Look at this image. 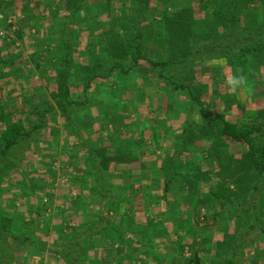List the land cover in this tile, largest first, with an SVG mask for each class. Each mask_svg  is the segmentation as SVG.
I'll use <instances>...</instances> for the list:
<instances>
[{
	"label": "rangeland",
	"instance_id": "374dc122",
	"mask_svg": "<svg viewBox=\"0 0 264 264\" xmlns=\"http://www.w3.org/2000/svg\"><path fill=\"white\" fill-rule=\"evenodd\" d=\"M66 1L17 0L6 4V12L0 9L2 58L13 53L12 56L16 59L11 64L6 62L7 69L12 71L0 81V102L7 107L13 104L15 117L21 118L27 128L38 123L32 112L33 106L55 107L34 141H23L26 151L21 159L20 151L15 149L1 160L0 205L10 213L25 211L24 217H20V226L16 227L20 229L17 232H22L23 237L30 236L36 240L40 231H46V252L49 254L50 248L56 250L57 245L59 250L69 251L70 256L80 253L84 257L85 253L80 249L88 245L96 246L90 252L93 257L91 264H157L153 253H159V258L166 260L164 264H188L187 260L194 250L199 255L202 252L200 264H227L229 259L234 264H264V185L257 190L247 180L250 173L240 167L239 161L244 150L242 147L226 144L217 149L214 138L210 134H204L202 131L206 130L201 128L205 122L203 113H223L239 126L252 124L259 119L264 109V69L259 85L250 82L238 90L229 89L225 83L226 76L236 72L230 70L226 57L234 51L227 47L229 52L225 57L219 49H211L219 42L217 40L224 39L226 31L216 34L212 22L218 23L217 15L214 12H202L198 0H189L194 6L196 19L206 23L212 33L205 31L203 36L190 37L192 46L197 50L195 59H186L190 63V69L181 66L180 62L170 64L165 69V74L171 79L175 77L172 80L177 82H190L193 79L191 83L195 86V91L201 92L205 102V109L201 110L187 92L175 91L173 86L166 84V80L161 81V77H158L160 66L148 61L169 58L171 22L166 21L165 15L173 14L176 9L187 5V0H176L167 6L162 0H148L144 5L137 1L131 3L130 0H110L108 3L107 0H88L86 8L83 7L79 12V18L82 17L77 22L79 41L69 47L70 51L74 50L71 53L75 60L85 61L87 67H96V64L102 63L97 65L96 70L107 71L114 66L113 58L107 52V56L103 54L104 51L99 48L105 43L104 40L114 38L117 42L114 36L116 33L138 43L142 55L150 58L143 56L138 60L134 71L128 74L133 84L129 82L123 89L120 84L125 85L124 80L121 81L116 75L118 68L113 69L108 79L98 77L95 80L97 84L89 91L91 100L68 105L72 121V127H68V131L63 126L67 113L57 104V79L60 78L58 71L65 64L62 53L66 46L64 24L69 9ZM96 1L103 2L102 7L100 11L92 12L91 7L94 5L91 3ZM44 3H49V8L41 11ZM50 11H56L64 19L58 18V24H52L54 21ZM39 12L44 16H36ZM32 15H35L34 19L30 18ZM34 21L37 22L34 24ZM48 21L52 27L46 34L44 27L48 25L44 23ZM9 23L11 25L8 28ZM18 27L23 30V38H18ZM39 27H43L42 30ZM233 29L234 34L238 35L243 27L236 25ZM253 35L256 36L255 33ZM27 37L33 42V55L27 51ZM55 45L60 49L57 53L61 59L60 64L55 61L56 58L47 62L49 57L46 53L55 51ZM94 48V55L88 54ZM126 53L127 57L119 60L120 66L126 61L134 63L130 45L127 46ZM80 67L81 63L77 70L73 69L72 95L69 99L84 98ZM216 67L221 69L217 72L219 75L214 71ZM7 79H11L14 86L9 85ZM89 123L92 124L89 125L90 129L88 125L84 128ZM57 128L58 134L53 133ZM200 131L196 140L191 138L186 150L178 154L179 149L175 150V147L178 142L180 144L185 141L182 137L187 139L189 134ZM110 135H114V140L117 141L121 137L140 142L135 146H140L137 151L139 160L132 169L136 172L137 179L143 173L158 179L154 182L149 179L144 180L145 182L137 180L145 189L137 192L134 199L131 190L123 187L122 183L127 180L123 182L120 176L124 170L130 169L131 164L116 166L113 189L105 197L99 196L102 185L100 180L97 181L96 175L86 174L90 170L88 146L102 147L109 142ZM261 141L262 138L260 143ZM168 151L174 157L177 154L180 156L181 164L184 165V168H179L181 173H189L182 185L170 186V201L175 205L172 208L166 207L164 199L160 198L164 184L160 173L163 171L161 162ZM22 175L27 179L34 178L39 187L34 190L24 189L19 181ZM131 178L132 175H129L127 183ZM106 181H109L108 178ZM30 182L29 179L26 180L27 186ZM89 185H94L93 192L88 190ZM226 187L230 189L226 197L222 194L215 195ZM119 191L126 194L125 198L118 196ZM26 192L31 196L26 195ZM146 196L152 201H146ZM13 199L16 200L15 205H10ZM108 199L111 207L106 203ZM113 200L114 205L111 204ZM115 202H118V206ZM39 205H42V214L36 212ZM82 205L85 206L84 210ZM250 213L257 216L256 219L251 218ZM164 215L170 218L163 219ZM130 220L140 225V231L143 232L144 229L145 234L135 235L126 225ZM151 222L154 229L152 232L148 231ZM188 224L193 226L190 230L184 227ZM60 225L67 228L65 235H60ZM76 227L78 228L75 229ZM157 229L161 230V236H152ZM99 231L102 233L99 234ZM91 233L92 238L87 239ZM159 241L161 243L158 245ZM29 243L9 251L10 264H45L48 257L51 264H58L51 260V257L56 259L55 255L46 254L42 256V261L38 256H30L35 247ZM179 243L185 244L181 254L177 252ZM104 244L107 247L105 249L102 248ZM234 244L237 245L235 250L232 248ZM98 247L101 248L96 250ZM11 252L14 254L13 258L10 256ZM101 256L105 258L103 262ZM171 257L176 258V262Z\"/></svg>",
	"mask_w": 264,
	"mask_h": 264
},
{
	"label": "trees",
	"instance_id": "16d2710c",
	"mask_svg": "<svg viewBox=\"0 0 264 264\" xmlns=\"http://www.w3.org/2000/svg\"><path fill=\"white\" fill-rule=\"evenodd\" d=\"M14 3L17 0H0V9L3 12H6L5 9H7L6 4H10L11 2ZM88 0H67L66 4L68 9L66 18H65V27H64V33H65V39H66V46L63 49V61H64V68L58 71V74L60 75V78L58 77V82H57V91H58V106L63 107V111L67 114L66 115V122L63 124V126L68 129V127H72V121L70 119V113L68 111V105L72 103H87L91 98L90 96V90L95 87V80L100 77L102 80L104 78L108 79L112 72L113 69L118 68V73L116 74L118 79H121V81L124 80L125 85L121 86L120 88L123 89L126 85L130 84L132 85L133 83L131 82L132 79L130 76L128 77V74L134 71V68L140 58H143L144 55H142L141 51L139 50V45L138 43L135 44L132 42L131 38H123L122 35H119L118 33L114 34L116 39L118 40L117 42L114 41V38L109 39V40H104L105 43H102V46H100V50L106 55L111 56L113 58V67H110L107 71H98L96 70L95 66H85L87 65L86 62H81L77 61L74 59L73 55L71 52H74V50L69 49L71 44H76L77 40L79 38V31L77 29V22L79 18V12L83 10V7L86 8L88 3L86 2ZM110 0H107L106 2L108 3ZM132 2H140L141 4H145L148 2V0H130ZM166 6L169 3H173L176 0H162ZM199 2V7L202 12H214L215 15H217L218 19L217 22H212L213 26L215 27V33L216 34H221V32L226 31V36L224 39H219L217 41L216 46H212V50H220L219 52H223L225 57L228 55L227 53L229 50L227 47H231L230 49L234 51L231 53L229 57H226L227 60L229 61V67L230 70L233 72H236L237 69L242 70L246 74V78L249 79L247 80V84L249 85L250 82L260 84V75L263 72L264 69V0H198ZM50 3V2H49ZM49 3H44L42 5V10L48 9L49 8ZM94 6L91 7L92 12H97L100 11V7H102L103 2H92ZM90 4V5H91ZM125 5V4H124ZM123 5V6H124ZM211 5V7H208ZM126 7V5L124 6ZM96 8V10H94ZM165 9V6H164ZM70 10V11H69ZM87 11V10H86ZM59 12V11H58ZM194 6L190 4V1L187 0V5L181 7V9H176L173 14L167 13L165 15L166 21L171 22V29H170V37L168 39L169 45V52L170 56L169 58L165 60H148L150 64L153 65H158L160 66V71L158 74V77H161V81L166 80V84L173 86L175 91L178 92H187L189 94V97L193 101V103L200 107L201 110L205 109V102L202 100L201 97V92L195 91V86L190 82L183 81L181 80L180 82L174 81L175 77H172V80L169 76L165 74V69L170 65V64H177L180 63L181 66L188 67L190 69V63L188 61H192L195 59V55L197 50L194 49V46H192V40L190 37H200L201 35L203 36V32H208L212 33L207 26L206 23H202L200 20L196 19L194 16ZM44 16L41 12L37 13L36 16L39 17ZM52 15V20L54 21L52 24H55L58 22V18H62L61 14H57V12H51L49 13ZM47 17V16H46ZM49 23V24H48ZM48 23H44L45 25L47 24L48 27L46 28V34L49 33L52 25L51 22L48 21ZM72 23V24H71ZM58 24V23H57ZM56 24V25H57ZM68 24H71L68 26ZM11 25V23L8 24V28ZM46 25V26H47ZM218 25L220 27H218ZM236 25H241L243 29L239 32L238 35L234 34V27ZM43 28V27H42ZM41 27L38 29L42 30ZM17 34L18 38H23V30L21 28H17ZM52 30H55L52 28ZM51 30V31H52ZM26 32V31H24ZM31 33V32H30ZM255 33L256 36L253 35ZM44 38H45V34ZM192 35V36H191ZM28 36V35H26ZM227 37V38H226ZM46 38L49 39L48 35H46ZM15 39H13L14 41ZM54 40V39H52ZM240 43L238 44V41ZM25 43L27 47V51L33 55V42L30 40L28 37L25 39ZM79 41V40H78ZM108 41V42H107ZM12 43V42H11ZM51 43H54L51 41ZM55 44V43H54ZM106 44V45H105ZM12 45V44H11ZM78 45V44H77ZM130 45L132 47V53L134 55V63H128L127 61L125 64H122L120 66L119 60L125 59L127 57L126 53V48L127 46ZM75 46V45H74ZM73 46V47H74ZM217 46L219 48H217ZM56 47L55 51H48L46 54H48L49 59H47V62L50 61L51 59L56 58V62L58 64L61 63L60 56L57 54L59 53L60 49ZM222 48V49H220ZM86 49V48H85ZM89 49V48H88ZM94 49H92L88 54L94 55ZM227 50V51H226ZM88 51V50H87ZM13 53H8L7 57L2 58V52L0 51V81L3 78H6L9 76V73H11L12 70L7 69L6 62L8 61L9 64L11 62L15 61V57L12 56ZM106 55V56H107ZM105 56V58H106ZM191 56V57H190ZM145 58H150L147 56H144ZM45 59V57L43 58ZM188 61H187V60ZM89 62V61H88ZM87 62V63H88ZM81 63L82 67V73L80 74L81 77V84L83 86V99L82 100H73L69 99V97L72 95L71 92V81H73L72 76H73V69L74 71L78 69L79 64ZM189 63V64H187ZM89 64V63H88ZM102 63H100L101 65ZM40 65V63L38 64ZM99 65V66H100ZM85 66V67H83ZM98 66V67H99ZM80 67V68H81ZM95 67V68H94ZM120 67V68H119ZM71 69V72L70 70ZM215 73L218 74L217 72L221 71L220 68H215ZM219 75V74H218ZM75 81V80H74ZM9 85L14 86L12 83L11 79L6 80ZM75 83V82H74ZM77 84V83H76ZM97 84V83H96ZM129 87V86H128ZM133 87V86H132ZM249 87H252L249 86ZM13 104L10 106H5L3 102H0V168L2 167V158L7 157L11 152H13L15 149H18L20 151L19 159L22 158L23 153L26 151L23 146L25 145L23 143L24 140L31 141L35 139L36 134L46 125L48 116H51V110H55V107L53 105H43V106H33L32 112L36 115L38 123L33 125L32 127L27 128L25 122L19 118L15 117V110H14ZM78 113V112H76ZM204 115V124L201 128H203L206 131H202L207 133L208 135L210 134L211 138L213 139V142L216 144L217 149H221L223 146H226L230 144H235L238 147H242L244 150L241 152L240 156V167L243 170H246L247 173L249 174V178L247 180H250L252 182V186L254 189L260 190L261 186L264 185V109L261 111V114L259 116V119H256L255 122L249 125H244V126H239L236 123L230 121L226 115L223 113L211 115L209 113H203ZM79 118H83V116H79ZM82 120V119H81ZM191 120V118H190ZM88 125V126H87ZM89 125L92 124H86L84 125L87 126L89 129ZM71 129V128H70ZM75 130V129H74ZM201 130V129H200ZM56 131V132H54ZM59 129H55L52 132L55 134H58ZM51 132V133H52ZM78 129V133H79ZM52 133V134H53ZM189 134L187 133L188 137H182L185 138V141L182 143L176 144L178 145L175 147L176 149H179L177 152L183 153V151L186 150V148L189 146L190 141L196 140L198 137V134ZM69 134V133H68ZM120 136V135H119ZM192 138V139H191ZM260 138H262V141L260 143ZM109 142L102 146V147H97L95 145L88 146L87 143H85L89 148L87 149L88 155L87 158H89V174H95L97 181L100 180L101 182V190L99 192L100 197H105L107 196V192L111 191L114 186V169L117 168V165L121 164H133L134 162H138L139 158L137 157V151L138 147H135L136 145L140 144V142H137L136 139L134 140H128V138H121L119 137L118 141L114 140V135H110L108 138ZM28 145H26V148ZM143 148V145L141 146ZM164 151H167L166 149ZM176 152V153H177ZM211 152V150H210ZM175 153V154H176ZM165 158L161 162V168L163 171L162 177L164 179V184H163V195L162 199H164V202L166 203V207L172 208V206H175L171 204L170 201V191H171V185H182L184 183V180H186L187 175L189 174H182L179 168L183 167L184 165L181 164V160L179 159L180 156L175 155L177 157H174L172 153L165 152ZM141 161V160H140ZM144 163V162H143ZM142 166L144 168L145 165ZM196 163V161H195ZM163 166V167H162ZM160 168V169H161ZM184 168V167H183ZM143 170V169H142ZM180 171V172H179ZM1 174L2 170H0V179H1ZM28 175V174H27ZM129 175H132L131 180L128 182ZM121 178L123 179V182L127 180L126 183H122L123 187H127L128 190H131V196L132 199H134L135 194L139 191H143L145 188L141 187L140 182L137 180H141L142 182H145L144 180L149 179L151 182L157 181L158 179L153 178L152 175L148 176L146 174H141L140 178L137 179L136 172L133 170L126 169L123 171L122 175H120ZM25 178V179H24ZM108 178L109 181H106ZM31 181L29 186L26 184V180ZM26 178L25 175L20 176L19 181L20 184L22 183V186L26 188H29L31 190L36 189L37 186L34 178L28 177ZM254 180V182L252 181ZM189 181V180H187ZM107 182H110L107 184ZM141 182V183H142ZM94 181L92 182V184ZM137 183V184H134ZM95 185V184H94ZM94 185H89L88 190L93 192V186ZM137 185V186H136ZM156 185V184H153ZM152 187H156L153 186ZM220 192L215 193L216 196H219L220 194L224 195L226 197L228 195V192L230 191L229 187L226 188H221L219 190ZM255 191V190H254ZM189 194V193H188ZM26 195L31 196L26 192ZM125 193L122 191L118 192V196L120 198H125ZM97 196V197H99ZM111 196V195H110ZM109 196V197H110ZM148 196L145 197V200L148 202H151V199L147 198ZM142 200V198H141ZM15 199L11 200L10 205H15ZM144 201V200H143ZM107 204H109V199L106 201ZM114 205V200L111 203ZM86 205V204H85ZM115 205L118 206V202H115ZM141 205V204H140ZM110 206V204H109ZM82 209H85V206L82 205ZM111 207V206H110ZM42 205H39L37 207V213H43L44 211L41 210ZM25 212V211H24ZM24 212H15V213H10L8 210H5V207L0 205V264H10L8 261V253L10 250L15 249L19 245L23 244H32L34 245L33 251L30 252V256H38L40 261L43 260L42 256H45L46 253V237H47V232L46 231H40V235L35 239L30 238V236H21L23 233L22 232H17L19 228H16L20 226L21 224V219L24 217ZM22 217V218H20ZM251 218H255L252 213H250ZM170 217H167L166 215L163 216V219H167ZM42 222V220H41ZM24 222H22L23 224ZM27 223V222H25ZM40 224V223H39ZM128 224V227L131 229V231L137 235V234H145L144 229L143 232H141V226L138 225L135 222H132L131 220L126 223ZM125 225V226H126ZM61 226V225H60ZM153 223H150V228L148 231L152 232L153 229ZM60 228L59 226H57ZM186 230H190V227L192 228L193 226L188 224L187 226H184ZM76 227L75 229H77ZM80 228V227H79ZM20 230V229H19ZM61 232L60 235H65L67 228L64 226H61ZM140 231V232H139ZM262 231L264 232V227H262ZM161 230H156V232L152 235L154 237L161 236L160 235ZM102 233V231H99V234ZM105 235V232H103ZM92 233L90 236L87 237V239L92 238ZM149 235V234H148ZM151 235V234H150ZM44 236V237H43ZM46 236V237H45ZM113 238L114 239V233H113ZM63 237V236H62ZM57 240V239H56ZM57 242V241H56ZM161 243L160 241L158 242ZM96 246L93 245H88L83 247L81 252L85 253L84 257L80 256L78 254H74L73 256H70L69 251L65 252L63 250H59L58 246L56 245V250L51 249V254L55 255L56 259L53 260L51 257V260L56 263L59 262L60 264H91V260L93 257H91L90 252L92 251L91 249H94ZM185 244L179 243L177 245V252L182 253L184 250ZM101 247H98L96 250H98ZM102 248H107L106 244L102 246ZM103 249V250H104ZM95 250V251H96ZM155 256V261H157V264H164L165 259L159 258V253H153ZM11 258L14 257V254L11 252L10 254ZM101 261H104V256L100 257ZM173 261L176 260V258L171 257ZM50 262L49 257L47 258L46 262ZM176 262V261H175ZM188 264H200V255L199 252L194 250L192 251V255L187 260ZM46 264V263H45ZM227 264H234L231 259L228 260Z\"/></svg>",
	"mask_w": 264,
	"mask_h": 264
},
{
	"label": "clouds",
	"instance_id": "9594fccd",
	"mask_svg": "<svg viewBox=\"0 0 264 264\" xmlns=\"http://www.w3.org/2000/svg\"><path fill=\"white\" fill-rule=\"evenodd\" d=\"M225 83L229 89L233 91L238 90L247 85L246 74L242 70L237 69L235 74H228L226 76Z\"/></svg>",
	"mask_w": 264,
	"mask_h": 264
},
{
	"label": "crops",
	"instance_id": "0c3cea01",
	"mask_svg": "<svg viewBox=\"0 0 264 264\" xmlns=\"http://www.w3.org/2000/svg\"><path fill=\"white\" fill-rule=\"evenodd\" d=\"M30 18L34 19V18H35V15H32ZM36 22H37V21H36ZM36 22L34 21V24H35ZM136 163H138V162H134L133 164L130 165V166H131V167H130L131 170H133V169H132V168H133V165L136 164ZM128 170H129V168H128ZM236 246H237V245L234 244V246L232 247L233 250L236 249V248H235ZM46 254L49 255V256H54L53 254H49V252H48V253L46 252L45 255H46ZM201 254H202V252H201ZM201 254H200V255H201ZM49 263L51 264V262H48V263L46 262V264H49ZM58 264H60V263L58 262Z\"/></svg>",
	"mask_w": 264,
	"mask_h": 264
}]
</instances>
